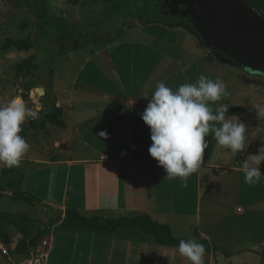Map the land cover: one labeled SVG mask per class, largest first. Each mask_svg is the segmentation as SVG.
Segmentation results:
<instances>
[{
    "label": "crops",
    "instance_id": "obj_1",
    "mask_svg": "<svg viewBox=\"0 0 264 264\" xmlns=\"http://www.w3.org/2000/svg\"><path fill=\"white\" fill-rule=\"evenodd\" d=\"M68 3L60 9L69 7L77 34L94 21L99 6L82 5L88 17L82 22L81 5ZM34 22L43 28L44 21ZM89 25L84 30L90 32ZM143 28L135 27L132 38L142 35L149 48L116 52L94 38L88 52L78 48L67 56L77 62H69L67 78H25L27 91L9 106L18 127L7 134L13 142L6 152L0 141V178L6 174L8 180L1 194L34 198L45 208L33 217L48 222L26 236L28 230L3 218L0 231L15 262H27L40 250L43 264H264V235L245 239L240 226L264 180V144L254 152L260 127L248 116L208 115L240 106L264 120V98L240 96L235 65L202 68L196 59L163 52L170 61L164 62L156 57L162 54L153 46L157 38ZM29 34L33 47L27 53L34 58L37 33ZM202 58L209 60L206 53ZM225 72L237 75L233 84L223 79ZM255 85L242 83L248 90ZM38 88L45 99H35ZM53 107L61 111L63 127L32 126ZM142 216L167 226L171 238L159 243L139 225L107 229L84 222ZM220 220L229 222L227 231ZM45 239L48 248L41 246Z\"/></svg>",
    "mask_w": 264,
    "mask_h": 264
},
{
    "label": "rangeland",
    "instance_id": "obj_2",
    "mask_svg": "<svg viewBox=\"0 0 264 264\" xmlns=\"http://www.w3.org/2000/svg\"><path fill=\"white\" fill-rule=\"evenodd\" d=\"M48 1L49 3L47 4ZM68 1L69 0H0V129L2 128L3 130L0 134V141H3L2 146L5 152L7 151L6 147L9 143L13 142L12 138L7 135L8 132L12 129L16 131L18 127V125L10 120L12 114L9 111V106L12 104L15 96L24 95V92L27 91L23 83L25 78L18 77L15 66L29 56L27 51H17L15 49L1 50V46L6 39H26L29 37L30 31H33L34 34L37 33L35 37L37 38L36 41L38 44L36 48L37 57L35 56L36 60L33 59L37 66V72L33 73V75L39 80H46L54 73L64 74V77L67 78L68 74L66 73V67H68L69 62H75L74 64L77 63L76 61H69L67 56L70 52L78 48H82L84 52H88L89 49L86 44L90 41H94V38L96 42L99 43V47H105L111 51L116 50V52L121 49L124 51H127L128 48L133 49L134 46L143 47L144 49L149 48L146 39L141 38L142 35L137 34V40H133L132 34L136 33L133 29H135V27L138 28V26H145V28H143L144 33L153 35L157 38L153 46L162 54L156 57L161 58L166 63H168L169 60L162 57L164 53H170V57L174 56V59L177 58V60L181 58H188L189 60L196 59L199 62L198 65H202V68L213 62L223 64V66L231 65L227 57L221 56L222 58L217 59L213 56V54L205 48L195 30L180 24L182 20H177V18L172 15L165 16L164 13H160V5H158L159 3H157L156 0H73L76 3L74 6L81 5L79 10H77L78 15L84 14L82 5L88 1L94 2L97 7L99 6L97 8L98 11H96L97 14L94 16V21L92 20L90 25L88 23L83 24L84 27L81 26L77 34L74 33L72 29L76 24L73 22L69 13L71 4H69ZM61 2L66 5L69 4V7L64 11L63 7L60 9V6H63ZM100 5L102 6L100 7ZM57 11H59V16H57L59 20H57L55 16ZM77 11L75 10L76 13ZM28 12H31V17ZM259 14L264 18V14ZM35 18L41 19V22L44 21L42 29L40 23L35 24ZM47 19L48 22L46 21L45 24V20ZM81 19L83 22L86 21L88 17L83 15ZM81 19L79 18L77 20ZM68 21L70 23H68ZM163 23L165 25H163ZM167 24L174 26L173 30L172 28L167 30ZM88 25L91 28L90 32L84 30ZM103 31L109 33L110 38L102 40L103 36H100L103 34ZM124 39H128L130 44H126ZM203 53H206L209 60L207 58H202ZM221 59H224V61H220ZM236 70L239 71L240 75V96H242V98L246 96H248V98L253 97L255 101L263 100L264 88L261 87L264 86V76L245 71L237 66ZM208 73L210 78H215L217 75V73L211 70H209ZM224 75L225 77L223 76V79L228 80L230 84H233L237 78L235 73L230 77L226 72ZM252 78L258 79L261 81V84H256L250 90L245 89L246 87L242 86V83L245 82L243 79ZM208 83H210V81ZM38 98L40 97L36 96L35 99ZM27 105L28 104H24L25 108L30 109V106ZM45 130L48 131V128H45ZM262 131L264 132V129ZM260 133L261 128L258 132L257 142L260 140ZM261 140H264V135ZM3 149L0 146V155L4 154ZM261 157L264 159V150ZM25 164L28 163L25 162ZM3 177L0 178V194L6 191L3 189H5L7 185L5 182L8 181L6 177ZM260 187L261 191L258 192L260 194L259 197H254L249 201L252 212L246 215L247 222L242 220L240 223V226L244 225L243 227L247 230L242 232L246 235L245 239L259 240L261 235H264V180L263 183L260 184ZM240 188L242 189L243 186H240ZM28 197L13 198L1 194L0 225L2 222H5L3 220L4 218L12 225H18L21 226L22 229L28 230L26 236H29L31 234L30 232L34 234L33 232L39 230L42 226H46L47 228L48 222L45 221L46 223L39 224L37 219L33 217L37 214V211H41L40 207L45 208L44 205L37 204L34 198L29 200ZM11 212L14 214H11ZM18 212H24L26 217L18 216V214H20ZM220 221L222 224L221 229L227 231L229 222L226 220ZM0 264H10L7 258L2 254H0Z\"/></svg>",
    "mask_w": 264,
    "mask_h": 264
},
{
    "label": "water",
    "instance_id": "obj_3",
    "mask_svg": "<svg viewBox=\"0 0 264 264\" xmlns=\"http://www.w3.org/2000/svg\"><path fill=\"white\" fill-rule=\"evenodd\" d=\"M160 10L185 19L217 59L264 76V18L256 9L241 0H161ZM35 93L44 96L42 88Z\"/></svg>",
    "mask_w": 264,
    "mask_h": 264
},
{
    "label": "trees",
    "instance_id": "obj_4",
    "mask_svg": "<svg viewBox=\"0 0 264 264\" xmlns=\"http://www.w3.org/2000/svg\"><path fill=\"white\" fill-rule=\"evenodd\" d=\"M245 4L251 6L252 8L256 9L259 13L264 14V0H241ZM184 27H188L186 25L185 21L180 23ZM33 47L32 40L30 38L26 39H18V40H11V39H6V41L3 43L1 46V50H10V49H15L17 51H29ZM34 58L33 57H28L21 63L16 64L15 69L16 73L18 74V77H32L33 76V71L36 67V64L34 63ZM243 81L247 83H254V84H261V81L258 79H243ZM47 96V95H46ZM46 96L43 98L45 99ZM209 116H248L255 125L259 126L261 128V133L259 135V141L256 143L255 147V153L260 152L262 149V146L264 144V140H261L262 136L264 135V132L262 131L264 128V120L258 118L254 114L249 113L246 111L243 107H234V106H229L223 111H218V112H213L208 114ZM52 124V125H57L59 127L64 126V121L61 117V111L59 109H54L49 110L46 112L44 115L43 120H41L38 125L33 123V127L36 128V126H40L42 128L45 127L46 124ZM26 198L28 195L26 194H17L14 195V198ZM29 200H32V197H28ZM96 220V219H95ZM84 222L90 223V225H93L95 227H102V228H107V229H116L119 227H126V226H131V225H139L141 226L145 231L148 233L154 234L157 241L159 243H163V241L170 239L169 235V228L165 225H160L154 221H152L148 216H142V217H137L133 219H127V218H119L116 220H98L95 221H86ZM2 233V232H1ZM41 234L39 235V237ZM5 237V236H4ZM6 239V238H5ZM37 239V238H36ZM36 239L31 240V243H34Z\"/></svg>",
    "mask_w": 264,
    "mask_h": 264
},
{
    "label": "built area",
    "instance_id": "obj_5",
    "mask_svg": "<svg viewBox=\"0 0 264 264\" xmlns=\"http://www.w3.org/2000/svg\"><path fill=\"white\" fill-rule=\"evenodd\" d=\"M48 240L45 239L41 242L43 248H48ZM0 254L5 256L10 264H43V260L46 258V255L40 253V250H36L32 255V258L27 262H15L10 255V247L7 242H5L4 237L0 231Z\"/></svg>",
    "mask_w": 264,
    "mask_h": 264
},
{
    "label": "flooded vegetation",
    "instance_id": "obj_6",
    "mask_svg": "<svg viewBox=\"0 0 264 264\" xmlns=\"http://www.w3.org/2000/svg\"><path fill=\"white\" fill-rule=\"evenodd\" d=\"M156 1H157V3H159L158 5H161V1L160 0H156ZM159 11H160V13H164V10H159ZM167 15H170V14H165V16H167ZM173 17H175V16H173ZM175 18H177V20H182L181 22L185 21V19H183V18H179V17H175Z\"/></svg>",
    "mask_w": 264,
    "mask_h": 264
}]
</instances>
